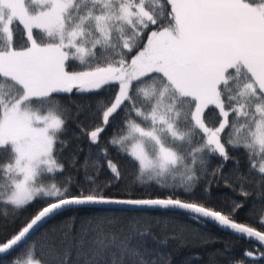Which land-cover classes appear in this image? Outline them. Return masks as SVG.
Instances as JSON below:
<instances>
[{
	"label": "snow or ice",
	"instance_id": "obj_1",
	"mask_svg": "<svg viewBox=\"0 0 264 264\" xmlns=\"http://www.w3.org/2000/svg\"><path fill=\"white\" fill-rule=\"evenodd\" d=\"M74 89L99 121L77 124L98 146L79 166V147L63 155L72 113L60 94ZM117 117L108 144L134 169L120 191L99 145ZM248 184L264 200V0H0V264H168L150 228L119 224L133 213L215 225L264 259V203L249 204ZM83 210L74 233L67 214Z\"/></svg>",
	"mask_w": 264,
	"mask_h": 264
},
{
	"label": "trees",
	"instance_id": "obj_2",
	"mask_svg": "<svg viewBox=\"0 0 264 264\" xmlns=\"http://www.w3.org/2000/svg\"><path fill=\"white\" fill-rule=\"evenodd\" d=\"M74 70H78L74 66ZM61 101L71 110L72 119L69 120L66 130L65 139L68 140V146L64 150V157L70 159L71 155L77 153V148L81 149L76 154L77 166L83 164L85 157L91 152L89 162L91 159L97 157L98 146L92 144L86 137L80 135V128L77 124H81L88 130H91L99 121L93 120L88 115V104L94 99L86 93H80L74 89L72 93L60 94ZM80 112L77 118V112ZM207 111V110H206ZM211 113L209 116L211 117ZM117 120L101 134L99 145L108 148L109 158L119 166L122 173L121 180L119 181V188L114 191L123 190L124 186L134 179V169L126 154L119 153L115 146L108 144L109 138L113 135L114 129L117 126ZM80 136L79 139L76 137ZM233 155L239 156L240 153H233ZM101 163L105 165L101 180H107L111 175L110 170L107 169V161L100 157ZM218 163L217 160L212 161L211 167H215ZM233 165L232 162H227L224 168V172L231 171ZM74 174V169L66 168L65 175ZM223 185V181H221ZM248 189L252 192V198L249 200V204L264 203L256 195V189L253 184L247 185ZM239 189H237V193ZM214 193L221 194L226 193L229 196L236 197L237 193L229 191L227 188L221 186L219 189H214ZM3 209L0 208V213ZM30 213H24V216ZM90 214V210H83L76 213H68L67 215H75V222L73 225L74 233H78L83 218ZM118 222L121 225H127L129 222H136L143 227L151 229V234L156 237V241L162 240L168 237L166 244H158L153 241L151 237L147 239V246L151 249H155L156 253L162 255L168 264H232L233 259L244 258L248 261V264H252L255 259L256 264H264V259H260L259 251L254 252V258L244 257V253L250 250H256L260 248L258 242L249 243L247 239H240L238 236L231 234L228 231H222L220 228L214 225H200L187 217L182 215L162 214V213H148V214H128L125 216H117ZM63 218H59L53 224L59 228L61 226ZM240 222L249 223L251 226L257 227L259 225L255 220L248 219L243 213L239 217ZM52 227V224L46 225L45 229H41L44 232L46 229ZM40 235L39 233L37 234ZM59 243V239H57Z\"/></svg>",
	"mask_w": 264,
	"mask_h": 264
},
{
	"label": "water",
	"instance_id": "obj_3",
	"mask_svg": "<svg viewBox=\"0 0 264 264\" xmlns=\"http://www.w3.org/2000/svg\"><path fill=\"white\" fill-rule=\"evenodd\" d=\"M215 226V225H214ZM0 255H2V254H0Z\"/></svg>",
	"mask_w": 264,
	"mask_h": 264
}]
</instances>
